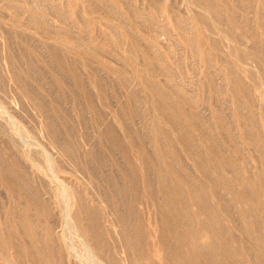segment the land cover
Returning <instances> with one entry per match:
<instances>
[{"label":"rangeland","instance_id":"1","mask_svg":"<svg viewBox=\"0 0 264 264\" xmlns=\"http://www.w3.org/2000/svg\"><path fill=\"white\" fill-rule=\"evenodd\" d=\"M0 264H264V0H0Z\"/></svg>","mask_w":264,"mask_h":264},{"label":"bare ground","instance_id":"2","mask_svg":"<svg viewBox=\"0 0 264 264\" xmlns=\"http://www.w3.org/2000/svg\"><path fill=\"white\" fill-rule=\"evenodd\" d=\"M68 206V205H67ZM92 251V250H91Z\"/></svg>","mask_w":264,"mask_h":264}]
</instances>
